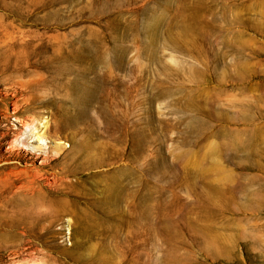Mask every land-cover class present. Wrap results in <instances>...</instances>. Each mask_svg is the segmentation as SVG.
I'll list each match as a JSON object with an SVG mask.
<instances>
[{
	"label": "rangeland",
	"instance_id": "obj_1",
	"mask_svg": "<svg viewBox=\"0 0 264 264\" xmlns=\"http://www.w3.org/2000/svg\"><path fill=\"white\" fill-rule=\"evenodd\" d=\"M0 264H264V0H0Z\"/></svg>",
	"mask_w": 264,
	"mask_h": 264
},
{
	"label": "bare ground",
	"instance_id": "obj_2",
	"mask_svg": "<svg viewBox=\"0 0 264 264\" xmlns=\"http://www.w3.org/2000/svg\"><path fill=\"white\" fill-rule=\"evenodd\" d=\"M13 113L14 116L12 120L15 121V126H17L19 132L15 139L8 141L7 145L4 147V151L7 152L8 155L15 157L26 156L27 158L30 157L29 154H31L39 164L45 162L51 151L49 147L42 145L44 144L43 139H48V127L45 126L44 130L36 132L37 127L32 128V126H29V122L24 120L25 118L23 119L19 116L16 110H13ZM31 121H33V125L34 122H36L34 120ZM24 125H27V128ZM36 142L40 144L37 145L35 144Z\"/></svg>",
	"mask_w": 264,
	"mask_h": 264
}]
</instances>
